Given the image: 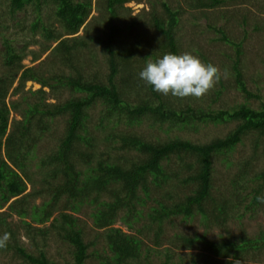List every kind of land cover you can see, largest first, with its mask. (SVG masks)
Instances as JSON below:
<instances>
[{"label":"trees","instance_id":"1","mask_svg":"<svg viewBox=\"0 0 264 264\" xmlns=\"http://www.w3.org/2000/svg\"><path fill=\"white\" fill-rule=\"evenodd\" d=\"M132 1L144 3L7 0V9L0 10L3 26V18L15 23L18 13L33 7L29 30L41 37L42 47L32 61L49 52L38 65L27 66L28 45L15 47L3 37L1 58L8 72L0 74V235L11 233L7 247L0 249V258L8 260L4 264H88L93 258L97 264H153L154 250L143 236L154 237L160 246L175 221H197L204 231L174 232L172 250L201 251L225 264L264 255V232L251 237L242 227L234 232L230 224L242 226L249 213L264 209L256 199L264 195V168L256 171L254 165L264 137V103L259 109L245 103L213 108L228 90L223 77L204 97L207 106L201 99L165 96L139 77L148 59L184 53L179 34L184 2L193 11H204L227 0H146L149 9L143 8L140 19L126 14ZM94 7L98 14L92 18ZM240 24L246 27V19ZM209 27L236 47L227 68L235 88L260 99L244 77L243 42L234 43L222 28ZM81 29L85 34H79ZM95 47L105 59L106 73L99 71ZM29 81L40 88L26 90ZM11 89L18 98L8 103ZM12 112L18 118L11 120ZM229 123L235 127L224 137L199 144L176 133ZM145 124L166 137L140 133ZM250 133L257 136L254 153L237 160L234 151ZM48 137L56 143L42 151ZM29 184L32 189L26 192ZM85 210L93 221L90 229L78 216ZM14 216L19 221H12ZM119 221L132 233L116 226ZM53 240L69 246V260L59 263L49 256ZM171 249L164 250L162 264H176Z\"/></svg>","mask_w":264,"mask_h":264},{"label":"rangeland","instance_id":"2","mask_svg":"<svg viewBox=\"0 0 264 264\" xmlns=\"http://www.w3.org/2000/svg\"><path fill=\"white\" fill-rule=\"evenodd\" d=\"M98 0H93L94 6ZM144 3H137L136 1H132L126 4V7L131 8L129 13L126 11L127 16L129 14L133 18L140 19L145 15L143 10H148L149 7L146 4V0H143ZM7 0H0V10L4 12L6 7ZM185 5V11L182 14V21L180 23V36L183 44V52L191 53L197 56L201 61L205 63L203 58L200 56H206L210 59L215 66H218L221 70V73L226 74V78L222 75L225 82L229 83L228 90L221 96V100L213 106L215 109L221 108H231L240 104H248L255 109H259L264 103V0H227L223 6L214 8L211 10L204 11H193L189 9L187 5ZM94 11L92 13V18L98 14L97 7H94ZM144 8V9H143ZM33 7H27V10L21 11L16 16V22L11 21L10 18H3L2 24L0 26V74H4L8 72V69L2 63L1 52L3 50V37H7L13 40V45L15 47H22L24 45H28L25 51L26 58L24 59V64L27 66L38 65V62H41L44 59H47L49 52L41 54V57L38 61L33 62V52L39 54L42 41L40 36H34L29 30V23L35 18V13L32 10ZM44 12L48 13V10ZM142 15V16H141ZM246 19V27L242 26L240 22L243 19ZM93 20V19H92ZM16 23H18L16 25ZM209 24L215 25L217 28H222L227 36V38L234 42H243L242 50L243 55L242 59V69L244 72V77L247 81L248 88L253 91V93L259 94V98H247L244 93L235 88L234 78L231 77V72L227 70L228 66L235 60L236 57V47L233 43H229L226 41L220 40L222 34L213 31ZM255 26H258L259 29L255 30ZM80 35L85 34V31L81 29ZM54 45V44H52ZM95 52H97L96 57L98 59L99 66L103 73L108 71L107 64L105 63V59L100 52L98 47H95ZM101 72V73H102ZM17 85V80L14 86ZM218 84L215 85V87ZM38 89L40 85L29 81L26 86V90L28 89ZM13 89L10 90L5 101L10 103L12 100H16L18 96L12 93ZM66 95V94H65ZM206 97L203 96L202 98ZM194 97L188 98L193 99ZM204 101L205 106L208 105L209 99H202ZM181 99V98H180ZM184 99V98H183ZM49 101H55L50 99ZM14 118H18L15 112L11 113V120ZM64 122L63 120L59 121L56 124L57 128V136H60L61 131L63 130ZM235 127V124L229 123L228 125H205L198 132H176L179 135H182L185 138L191 139L193 143L199 144L204 142H209L218 137H224L230 130ZM140 133L147 134L149 138L153 137H161L165 138L167 134L163 130H159L157 127H149L148 124H145L139 129ZM173 135V134H172ZM257 141V136L254 133H250L245 139L244 142L237 146V149L234 151L235 158L237 160L253 155V148L255 146V142ZM49 142V143H47ZM56 141L53 139L44 140L42 144L41 150H48L49 145H55ZM259 146L255 151V158L258 157L256 161L255 168L256 171L262 170L264 168V137L260 138ZM50 146V147H51ZM125 155V154H124ZM136 153H132L131 156H135ZM32 186L29 184L26 192L30 191ZM157 197L161 196L159 192L156 194ZM42 199H38L36 202L40 203ZM262 207H264L262 205ZM2 209L1 211H4ZM86 212L89 210H85L83 213L78 216L84 220L87 224V227L92 228L93 221L88 216ZM12 221L17 222L18 217L14 216ZM242 226L239 225L237 221L231 222V228L234 232H239L242 228L246 229L249 235L252 237L254 235H258L260 232H264V209L258 213L251 214L249 213L243 220ZM143 224H136V227H139ZM116 226L121 227L125 232L132 233V231L128 230V227L121 221L117 222ZM242 227V228H241ZM185 232V233H203L204 229L202 226L198 224V222L194 221H175L174 226L168 225L165 232V238L163 239L164 243L160 246L154 245V237L152 236H143L144 242L147 247L151 250H154L151 254V260L153 264H162L166 258L164 255L166 254L165 249H171L170 239L173 237L174 232ZM133 233H136L135 230ZM214 235V234H213ZM23 243L26 246H29V241L26 238H22ZM49 246V256L51 258H55L57 262L64 263L65 261L70 259L69 246L63 244L61 241L53 240L50 242ZM171 252L174 254V263L176 264H193L192 259L195 257L196 264H225L227 261L225 260H217L216 258L205 255L204 252L201 251H191L192 255H189V251L187 250H172ZM7 258H0V264L7 263ZM88 264H97V261L93 258L89 261ZM239 264H264V255L260 256L257 261H239Z\"/></svg>","mask_w":264,"mask_h":264},{"label":"clouds","instance_id":"3","mask_svg":"<svg viewBox=\"0 0 264 264\" xmlns=\"http://www.w3.org/2000/svg\"><path fill=\"white\" fill-rule=\"evenodd\" d=\"M226 74L221 73L218 66L205 64L197 56L185 52L183 54L166 53L155 61L148 59L146 66L139 72V77L154 91L165 96L177 98L194 97L200 99L207 95ZM264 204V195L256 197ZM11 240V233L0 235V249H5ZM239 264V261H235Z\"/></svg>","mask_w":264,"mask_h":264}]
</instances>
